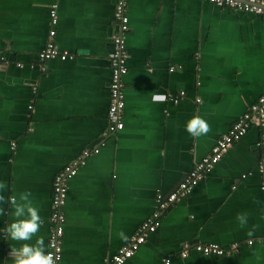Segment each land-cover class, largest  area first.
I'll list each match as a JSON object with an SVG mask.
<instances>
[{"label":"crops","instance_id":"0c3cea01","mask_svg":"<svg viewBox=\"0 0 264 264\" xmlns=\"http://www.w3.org/2000/svg\"><path fill=\"white\" fill-rule=\"evenodd\" d=\"M116 1L0 0L8 62L0 66V264H14L13 250L39 238L46 252L54 178L86 149L98 151L68 181L59 264H105L150 218L157 195L173 191L264 95L263 18L205 0H128L124 126L108 133ZM54 5V44L73 58L41 62ZM194 116L207 134L186 131ZM261 157L264 127H251L161 213L125 264H264ZM25 194L41 224L30 240H14L6 229ZM194 244L236 247L182 258Z\"/></svg>","mask_w":264,"mask_h":264},{"label":"built area","instance_id":"2783aa9c","mask_svg":"<svg viewBox=\"0 0 264 264\" xmlns=\"http://www.w3.org/2000/svg\"><path fill=\"white\" fill-rule=\"evenodd\" d=\"M218 7L228 8L234 11L255 15L264 19V0H205ZM114 18L117 22L118 32L113 38V52L110 57V82H109V105L107 110V132L115 133L123 129V111L125 107L123 95V77L127 73V48L125 35L129 27L128 0H117L114 10ZM57 24L56 6H52L49 11V31L45 48L39 53L38 58L41 62L59 59L64 61L73 58V55L61 53L54 44L55 26ZM7 59L0 53V66H7ZM21 68V63H16ZM184 92H180L183 96ZM179 98H172L177 102ZM31 106H29V109ZM264 127V95L257 98L252 103L247 112L238 119L229 129L228 133L217 139L211 153L198 162L188 173H186L177 187L168 195L162 194L156 197V209L150 218L144 221L127 243L121 246L111 259L105 264H125L134 253L145 243L147 237L155 231L162 212L168 209L176 201L185 196L197 183H199L207 173L222 159V157L239 141L251 127ZM97 149L83 150L71 163L64 166L55 176L52 185L51 197V229L47 240V250L45 254L51 253L54 264H59L62 259V236L66 221L63 211L68 181L74 177L84 165L86 158ZM261 175V188L264 192V157H261L258 164ZM236 246L226 250L214 244H194L184 245L180 256L185 258L191 251L209 256H221L229 254L235 250ZM162 264H171V258L166 257Z\"/></svg>","mask_w":264,"mask_h":264},{"label":"clouds","instance_id":"9594fccd","mask_svg":"<svg viewBox=\"0 0 264 264\" xmlns=\"http://www.w3.org/2000/svg\"><path fill=\"white\" fill-rule=\"evenodd\" d=\"M211 130L206 120L199 116H194L186 124V131L193 137L207 134ZM0 187H3L0 185ZM22 203L17 204L15 215L17 221L11 223L6 229L7 233L14 240L27 241L38 232L41 217L38 210L31 206L27 200V194L21 197ZM241 224L246 223L243 216H238ZM14 264H54L51 253L45 254L43 239L39 238L35 245L24 244L19 250L11 253Z\"/></svg>","mask_w":264,"mask_h":264}]
</instances>
